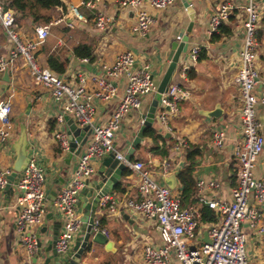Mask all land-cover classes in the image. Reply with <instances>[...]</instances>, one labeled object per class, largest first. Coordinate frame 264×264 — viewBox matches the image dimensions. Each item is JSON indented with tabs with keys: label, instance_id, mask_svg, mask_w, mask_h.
<instances>
[{
	"label": "crops",
	"instance_id": "crops-1",
	"mask_svg": "<svg viewBox=\"0 0 264 264\" xmlns=\"http://www.w3.org/2000/svg\"><path fill=\"white\" fill-rule=\"evenodd\" d=\"M62 1L67 7L79 2V0ZM225 1L234 6L229 20L225 22L229 33L224 34L219 40L212 41L208 30V20L217 7ZM189 4H192L196 11L192 32H187L191 23L187 9ZM245 4L246 0H174L166 9H151L156 17V22L149 33L139 35L129 31L130 24L135 21L134 11L119 12L114 0H105L99 9L115 17L106 29L99 30L96 27L93 15H89L86 21L68 16L65 21L52 27V33L39 49L38 57L42 64L48 65L49 54L60 48L61 58L67 61L65 71L61 75L67 81L75 83V76L79 71H85L87 74H101L100 65L102 63H113L120 52L132 50L136 56L135 67L149 63L154 80L159 85L171 61L172 43L181 41L177 39L178 36L183 38L185 34H188L190 41L188 52L180 56L170 84L183 86L190 91V96L182 100L179 111L170 116L168 123L170 128L159 121V114L162 110L159 101L153 127L156 128L157 133L164 135L165 140H160L164 146L160 148V141L158 144L154 143L150 137L145 136L144 132V137L134 150L132 160L144 161L149 157V152H153L154 161L151 168L154 178L160 184L167 185V177L174 176L177 186L173 189L177 190L179 186L182 189L179 173L189 165L187 158L189 145H197L202 150V156L197 159L196 184L201 178L215 177L220 182L217 195L221 199L230 201L233 187L236 185L237 173L234 152L236 146L242 141L240 124L242 101L236 76L240 66L239 53L244 43ZM262 7L264 14V0H262ZM82 9L84 12L87 11L84 7ZM56 11L57 16H53V19H59L62 15H58L62 13L61 7H57ZM36 25L38 24L29 17L19 24L20 30L26 36L33 35ZM80 42L96 45L94 61L86 62L84 58L74 55L73 48ZM260 43L258 61L260 79L256 87L258 93L264 91V35L260 37ZM8 45V36L0 25V54L6 52ZM194 46L206 49L207 56L199 59L187 75L183 76V66ZM127 79L126 74L114 79L118 95L111 101L95 100L98 123H106L114 113L124 93ZM89 87L92 89L93 84L89 83ZM154 96L155 94L145 96L141 107L133 109L127 115L120 131L116 134L117 146L125 154L132 147L142 126V121L150 111ZM9 97L13 103L12 119L16 131L13 140L0 148V170L12 169L16 154L13 144L20 135L21 125L24 124L28 142L33 143L34 146V155L39 158L46 169L48 176L46 188L51 196H47L43 223L40 227L35 228L37 234H41L40 253L30 260L18 241L16 230L18 213L16 181L12 183V189L5 188L0 191V264H46L48 257L51 258L48 264H55L52 251L47 252L46 247L51 241L55 229L57 232L59 231V234L63 230L66 216L56 213L52 202L54 194L71 180L80 154L77 156L71 155L70 150L61 151L54 138V131L58 127L68 130V121L62 126L58 124L59 104L49 89L33 80L28 67L20 59L12 69H9V76L6 77L4 73L0 82V101ZM217 106L221 108L219 117H209L205 114L206 111L214 110ZM257 114L264 123V107H259ZM67 118L73 120L71 116ZM217 131L225 133L221 146H216L213 143ZM89 138L88 136L87 141ZM186 142L188 148L183 145ZM84 147L85 145L83 149ZM165 147L168 150L167 157L163 156ZM102 161L103 159L94 161L95 174L91 177L88 186L79 194L76 210L81 219H85L86 211L91 205L93 196L89 191L90 184L96 180L97 171L101 167ZM166 161L172 163V166L167 173H163L162 165ZM125 170L128 172L125 173ZM254 176L255 178L264 176V151L254 170ZM118 182L122 185V191L115 188L117 184L115 183L113 191L109 193L117 203V211L111 212L108 209L97 207L95 212V224H99L102 219L103 229H106L110 234L109 237L106 236L108 242L106 244L93 243L91 250L85 253L82 259L83 263L145 264L144 246L149 243L155 246L163 244L157 222L134 213L126 205L129 199L138 195L139 174L126 167ZM201 194H204L207 199L214 197L206 190L199 192L196 185V192L192 199L197 202V196ZM50 214L53 217H50ZM58 221H61L62 224H58ZM44 224H47L48 230L42 233ZM245 232L249 260L252 264H264V246L260 239L248 227H245ZM78 234L71 246L76 245ZM83 237L84 235H82ZM174 258L173 256V262L176 264Z\"/></svg>",
	"mask_w": 264,
	"mask_h": 264
},
{
	"label": "built area",
	"instance_id": "built-area-1",
	"mask_svg": "<svg viewBox=\"0 0 264 264\" xmlns=\"http://www.w3.org/2000/svg\"><path fill=\"white\" fill-rule=\"evenodd\" d=\"M104 1L79 0L78 3L69 5L65 11L62 10L59 19L52 18L48 23L36 25L33 35L26 36L20 30L14 9L7 7L5 0H0V25L9 39L6 52L0 54V82L5 71L12 69L18 59L22 60L33 80L49 89L59 104L58 124L65 125L67 117L71 116L78 127H89L91 130L71 180L62 186L53 198L52 207L56 213L66 216L63 230L56 242L57 251L66 254L84 224L83 219L77 215L76 207L79 194L95 174L94 161L113 154L127 168L139 174L138 195L126 202L127 207L134 213L156 221L163 240L161 246L151 243L144 246L145 264H174L173 255L181 264H252L247 252L245 227H248L264 246V176H254V170L264 151V123L257 114V109L264 107V91H256L260 79L258 61L261 43L258 30L263 17L262 0H246L244 6V43L239 53L240 66L236 76L242 101V141L234 152L237 173L232 199L224 200L217 195L220 182L215 177L201 178L197 183L199 192L206 190L214 197L207 199L201 194L197 196V202L189 205L182 203L181 186L177 190L172 189L154 178L151 168L154 161L153 152H149V157L144 161L132 160L126 157L116 143V134L127 115L133 109L141 107L145 96L155 94L158 90L159 85L154 80L149 63L135 67V53L125 50L117 55L113 63H102L101 74L79 71L75 76L76 82L71 83L39 60L38 51L50 37L52 27L65 21L68 16L86 21L89 15H93L96 27L99 30L106 29L115 17L99 9ZM173 2L174 0H114L117 11H134L135 21L130 24L129 31L139 35L149 33L156 22L151 9H166ZM83 7L87 11L84 12ZM233 8L228 1L217 7L208 20L210 34L219 31L220 26L229 20ZM177 39L182 40V36ZM200 51L199 46L191 48L188 60L183 66V76L198 62ZM84 61L90 60L84 58ZM122 74H126L128 79L120 102L106 123H98L95 100L108 102L115 98L118 88L114 79ZM89 83L93 84L92 89ZM189 96L188 89L179 84H170L169 89L160 98L162 110L159 121L170 128V116L179 111L181 101ZM12 110L11 97L0 101V148L15 137ZM54 138L61 151L70 150L68 130L58 127L54 131ZM224 138L223 131L215 132L214 145L221 146ZM183 145L188 148L187 142ZM163 146L164 143L160 141L159 147ZM162 166L163 173H167L172 163L166 161ZM12 171L0 170V191L7 187ZM47 180L45 167L33 154L30 163L15 182L18 192V241L30 260L40 253L41 234H37L35 228L42 225L45 217ZM204 205L215 211L216 220L213 222L201 220ZM99 207L111 212L117 211V203L109 194L101 198ZM97 231H102L107 237L110 235L106 229L94 224L93 232ZM206 232L209 242L203 240Z\"/></svg>",
	"mask_w": 264,
	"mask_h": 264
},
{
	"label": "water",
	"instance_id": "water-1",
	"mask_svg": "<svg viewBox=\"0 0 264 264\" xmlns=\"http://www.w3.org/2000/svg\"><path fill=\"white\" fill-rule=\"evenodd\" d=\"M187 9L191 17V23L187 29V32H192L196 11L192 6V4L187 5ZM189 42H190L189 36L188 34H185L181 41H174L172 43L170 64L162 80L159 83L158 90L155 93L150 111L146 116L145 121L142 124L137 136L135 137L132 147L129 149L128 153L126 154V157L128 159H132L134 150L140 144L142 137H144V132L146 131V129L150 126H153V123L155 121V111L159 104L161 95L169 89L172 76L177 68L178 62L180 60V56L183 53L188 52L190 46ZM5 76L6 77L9 76V70L5 71ZM205 114L208 115L209 117H219L221 114V108L217 106L214 110L206 111ZM67 121L69 124L68 134L71 140L70 152L71 155L78 156L81 153L83 146L87 142V138L90 135L91 130L89 129V127H85V128L78 127L73 122L72 119L67 118ZM13 148L15 149L16 154H15L14 164L12 167L13 171L8 177L9 183L6 189H12V183L16 181L19 175L26 169V167L28 166V164L30 163L33 157L32 154H34L35 152L33 143L28 142L27 131L24 124L21 125L20 135L18 139L14 142ZM125 168L126 165L122 163L119 159L115 158L113 154L106 156L103 159L102 165L97 171L96 180H94V182L90 184L91 188L89 189V191L92 193L93 198L91 201V205L88 207L86 211V217L85 219H83L84 224L81 228V232L78 234L76 238L77 241L76 245L71 246V248L66 254L59 253L56 248V242L59 236V231L57 232V229H55L54 235L51 241L48 243V246L46 247L47 252L52 251L55 259V264H88L82 262L87 246L90 245L92 248L93 243L106 244L108 242V238L104 235L102 231L93 232V225L95 224V212L97 207H99L100 205L101 198L113 191L114 184L118 183V180L122 175V171ZM166 182L167 185L172 189L177 186L174 176L167 177ZM47 194L48 197L51 196L50 195L51 193H49V191L47 192ZM56 194L57 192L54 195ZM49 216L53 217L51 214ZM58 224L61 225L62 222L58 221ZM47 230H48L47 224H44L42 228V233H45ZM82 235H84L83 238ZM203 240L205 242H209V237L207 232L205 233ZM39 245L40 247L42 246L41 240L39 241ZM50 260L51 258L48 257L46 259V264H48Z\"/></svg>",
	"mask_w": 264,
	"mask_h": 264
},
{
	"label": "trees",
	"instance_id": "trees-1",
	"mask_svg": "<svg viewBox=\"0 0 264 264\" xmlns=\"http://www.w3.org/2000/svg\"><path fill=\"white\" fill-rule=\"evenodd\" d=\"M6 6L14 9L17 15V22L20 24L25 18H32L34 23L43 24L51 21L53 16H57V7H61L63 11L67 9V5L62 0H5ZM62 13L58 14L61 15ZM229 29L226 28L225 22L220 26L219 31L211 34V40H219L224 34H228ZM264 35V14L261 20L260 28L258 30L259 38ZM96 45L94 43L80 42L76 44L73 48L74 55L80 58H89L90 61H94L96 58L95 51ZM60 48L53 50L48 58L47 64L54 71L62 74L65 71L66 60L62 59L60 54ZM206 49H201L199 54V59L205 58ZM54 123V121H53ZM145 136L150 137L154 143L160 140H165L164 135L157 133L156 128L150 126L145 131ZM163 156H168L167 147L163 150ZM202 156V150L197 145H189L187 158L189 159V165L182 169L179 173V179L182 184L181 195L182 203L184 205H189L194 203L195 200L192 196L196 192V179L195 171L197 169L198 161L197 159ZM128 170H125V173ZM115 188L122 191V185L118 182ZM201 220L203 222H213L216 220V213L213 209L209 208L207 205L202 207ZM99 227L103 228L102 219L99 222ZM91 250V246H87L85 253Z\"/></svg>",
	"mask_w": 264,
	"mask_h": 264
},
{
	"label": "rangeland",
	"instance_id": "rangeland-1",
	"mask_svg": "<svg viewBox=\"0 0 264 264\" xmlns=\"http://www.w3.org/2000/svg\"><path fill=\"white\" fill-rule=\"evenodd\" d=\"M250 230V229H249ZM251 231V230H250ZM249 232V231H248ZM246 233V232H245ZM246 237H247V235H246ZM175 258H174V260H175V262H176V264H181L180 263V261L178 260V258L175 256V255H173Z\"/></svg>",
	"mask_w": 264,
	"mask_h": 264
}]
</instances>
